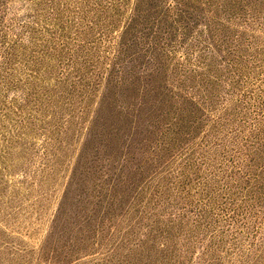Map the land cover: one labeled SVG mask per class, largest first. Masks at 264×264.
<instances>
[{
  "label": "rangeland",
  "instance_id": "1",
  "mask_svg": "<svg viewBox=\"0 0 264 264\" xmlns=\"http://www.w3.org/2000/svg\"><path fill=\"white\" fill-rule=\"evenodd\" d=\"M0 264H264V0H0Z\"/></svg>",
  "mask_w": 264,
  "mask_h": 264
}]
</instances>
